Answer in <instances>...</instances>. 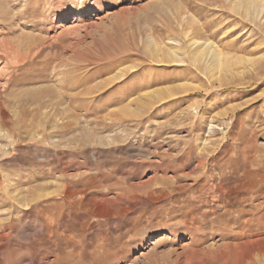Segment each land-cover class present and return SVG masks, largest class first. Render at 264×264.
<instances>
[{"label": "rangeland", "instance_id": "obj_1", "mask_svg": "<svg viewBox=\"0 0 264 264\" xmlns=\"http://www.w3.org/2000/svg\"><path fill=\"white\" fill-rule=\"evenodd\" d=\"M236 2L0 0V264H264V0ZM195 40L219 67L161 52Z\"/></svg>", "mask_w": 264, "mask_h": 264}, {"label": "bare ground", "instance_id": "obj_2", "mask_svg": "<svg viewBox=\"0 0 264 264\" xmlns=\"http://www.w3.org/2000/svg\"><path fill=\"white\" fill-rule=\"evenodd\" d=\"M259 2H260V0H237V2L236 3H234L235 5H237L238 4V6L237 7H239V9H240V7H242L243 5H245L246 3V7H248L247 9H248V11H250V12H248V13H252V10H251V8H258V7H256L258 4H259ZM260 4H261V2H260ZM245 7V6H244ZM255 9H253V10H255ZM259 9V8H258ZM258 9H256L255 11H257ZM242 10V9H241ZM264 10V9H263ZM244 11V10H243ZM255 11H253V15L255 14V13H257V12H255ZM252 15V14H251ZM251 17V16H250ZM76 20H78V21H81V20H83V18H82V15L80 14V15H77L76 16ZM183 23V22H182ZM175 41H176V39H174ZM174 41V42H175ZM150 43V42H149ZM175 44H178V42H175ZM2 45V44H1ZM152 46V45H151ZM150 46V47H151ZM190 51H188L187 52V54L185 53V52H183L182 50H181V48L180 47H177V45L176 46H171L170 45V47L169 46H167L166 45V47H163V49H161V50H163V51H161V50H159L158 49V47L159 46H157V45H153L150 49L151 50H153L155 53H157L158 54V50L159 51H161V52H163V56H165V57H172V59L171 60H169V61H176V62H184V61H186L185 60V57H186V55L187 56H191V59L195 62V63H197V62H199V63H205V62H209V63H213V64H215V65H213V64H211L212 66H215L216 68L217 67H219L220 65V60H219V58H220V55H219V51H218V49H217V47H216V45L214 44V43H211V42H209V41H204V42H202V41H192L191 42V44H190ZM3 48V47H2ZM192 52H193V54H192ZM191 54V55H190ZM160 55V54H159ZM162 55V54H161ZM208 56H210V58L208 59ZM224 63V62H223ZM204 66H206L205 64H204ZM207 67V66H206ZM220 69V68H219ZM208 70V69H207ZM157 92V91H156ZM152 97H155L156 96V94L154 95H151ZM189 223V222H188ZM181 225V224H180ZM192 233V232H191Z\"/></svg>", "mask_w": 264, "mask_h": 264}]
</instances>
